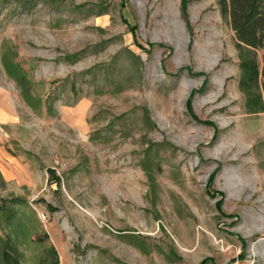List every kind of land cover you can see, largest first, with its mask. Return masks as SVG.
<instances>
[{
	"label": "rangeland",
	"instance_id": "374dc122",
	"mask_svg": "<svg viewBox=\"0 0 264 264\" xmlns=\"http://www.w3.org/2000/svg\"><path fill=\"white\" fill-rule=\"evenodd\" d=\"M188 2L0 0V264H264V113L217 2Z\"/></svg>",
	"mask_w": 264,
	"mask_h": 264
},
{
	"label": "trees",
	"instance_id": "16d2710c",
	"mask_svg": "<svg viewBox=\"0 0 264 264\" xmlns=\"http://www.w3.org/2000/svg\"><path fill=\"white\" fill-rule=\"evenodd\" d=\"M220 8L222 17L227 20L235 35L236 48L239 56V89L245 97V107L249 114L264 113V65L259 64V55L264 63V0H215ZM188 0H182L181 11L188 21ZM3 65L9 77L17 82L22 90V98L32 105L33 95L28 89L30 81L26 72L9 54L3 57ZM39 104L42 100L37 98ZM147 176L154 187L157 182L152 172L145 167ZM0 180H5L0 171ZM221 203L219 204V206ZM3 219H10L8 210L0 209ZM48 238V237H47ZM1 239V236H0ZM53 254H56L52 249Z\"/></svg>",
	"mask_w": 264,
	"mask_h": 264
},
{
	"label": "bare ground",
	"instance_id": "6f19581e",
	"mask_svg": "<svg viewBox=\"0 0 264 264\" xmlns=\"http://www.w3.org/2000/svg\"><path fill=\"white\" fill-rule=\"evenodd\" d=\"M85 107L82 106L80 108H78L77 110H70L68 114H70V121L72 122V124H74L76 127H78L79 130L81 131H85L86 130V126L85 123L83 121V115H84V109ZM0 118L2 121H7L10 120L12 118L10 112H9V107L5 104L2 103L1 107H0ZM16 169L18 168V165H16L15 167ZM7 172V171H6ZM7 178H13L15 176L14 171H10L6 173ZM63 260V259H62Z\"/></svg>",
	"mask_w": 264,
	"mask_h": 264
},
{
	"label": "crops",
	"instance_id": "0c3cea01",
	"mask_svg": "<svg viewBox=\"0 0 264 264\" xmlns=\"http://www.w3.org/2000/svg\"><path fill=\"white\" fill-rule=\"evenodd\" d=\"M0 158H2L3 160L6 158V155L2 151H0ZM10 161L13 162V164L17 163L16 159H14L13 157H11Z\"/></svg>",
	"mask_w": 264,
	"mask_h": 264
}]
</instances>
